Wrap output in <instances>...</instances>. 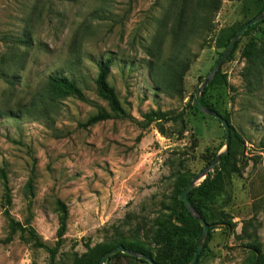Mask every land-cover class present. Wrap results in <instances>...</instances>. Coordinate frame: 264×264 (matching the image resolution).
<instances>
[{"label": "rangeland", "instance_id": "obj_1", "mask_svg": "<svg viewBox=\"0 0 264 264\" xmlns=\"http://www.w3.org/2000/svg\"><path fill=\"white\" fill-rule=\"evenodd\" d=\"M258 12L257 0L224 1L209 33L195 29V0H0V172L8 174L11 214L25 223L26 184L35 170L32 224L51 248L59 228L56 203L67 204L58 264H73L86 246L106 241L153 246L157 221L168 214L175 173L196 177L226 148L221 122L192 108L196 90L223 52L216 38ZM195 53L182 97L156 86L151 62L163 67L176 54L185 60ZM108 58L109 82L131 119L84 127L99 106L108 108L95 82ZM245 65L238 50L222 66L231 89L215 86L206 95L222 115H231L244 145L232 155L238 171L229 167L216 200L195 197L207 213L224 211L235 223L229 231L216 225L199 264H248L247 246L264 250V75L251 91L242 75ZM54 74L76 80L88 101L59 99L49 121L28 115L27 107ZM158 109L181 114L164 123V134L157 123L144 127V115ZM2 197L0 178V264H49V253L21 233L7 241ZM125 255L107 264H146Z\"/></svg>", "mask_w": 264, "mask_h": 264}, {"label": "trees", "instance_id": "obj_2", "mask_svg": "<svg viewBox=\"0 0 264 264\" xmlns=\"http://www.w3.org/2000/svg\"><path fill=\"white\" fill-rule=\"evenodd\" d=\"M224 1L236 0H195V15L193 19L197 32L207 30V32L212 33L215 31L216 28L213 23L215 22V18L221 10ZM257 1L259 2V12L256 16L264 12V0ZM208 25H211V27L209 26L208 28ZM243 25L236 28H227L220 32V35L216 38L217 47L223 49L220 58ZM245 38H247V42L241 47V43ZM21 43L29 45L28 41L25 40H19V44ZM238 50L241 53V57L246 61L242 74L243 78L246 81L248 88L253 91L260 86L264 75V19L251 26L242 35L226 61H232ZM197 58L198 54L196 53L186 57L185 60L176 54L172 56L168 60V64L163 67H159L155 62H151V76L156 86L170 96L178 95L182 97L184 94V77L188 72L191 63ZM112 63L113 60L108 58L99 64L98 75L95 81L98 94L107 103L108 108L99 106L97 113L90 116L85 124H82L84 127H90L110 119H131L129 113L124 109L116 89L109 82ZM157 71L160 77H158ZM215 86H226L231 89L228 82V76L223 72L222 68L205 88L201 98L202 105L222 115L213 105L209 104L206 98L207 92ZM70 96H74L82 101H88L76 80L65 75H51L48 79L44 93L38 95V97L27 107L28 115L42 116L49 121L52 118L51 112L56 109L59 99ZM192 108L197 112H202L194 105V103L192 104ZM222 116L228 121L231 127V141L228 151L222 155L214 172H210L209 177L187 195L191 205L204 217L206 222L212 226L204 246L205 248L211 240L212 232L217 224H220L221 228L227 229L228 231L233 230L235 227V223L229 214L224 211L209 214L201 204L195 201L196 196H201L206 200L215 201L226 179V172L229 167L231 166L233 170L238 171L236 162H232V155L236 154L238 148L244 145V140L232 127L231 115L225 113ZM179 117H181V114H176L172 111L164 112L161 109H158L157 111H151L144 115V127L157 123L159 124V131L164 134V123L168 121H177ZM216 157L217 156L215 155L213 159H210L207 162V166H210ZM175 177L176 182L171 194L170 206L166 208L168 214H166L161 220L157 221L156 230L153 236V246L151 248H146L138 243H127L119 240L106 241L95 245L94 247H91L90 245L86 246L87 252L80 257H76L73 264H99L101 259L117 246H125L127 249L145 254L146 256L153 258L158 264H190L198 249V243H195V240L198 241L201 239L203 228L189 212L184 202L180 200V195L192 182L195 175L191 174L189 171L178 170L175 173ZM0 178L3 186L2 205L9 228L7 241H11L15 235L21 233L22 237L26 236L27 242L34 248L44 249L49 253V264H58L57 257L64 244L65 235L68 231L70 212L67 204L61 200H58L56 203L57 211L59 213V228L57 231L56 244L51 248L42 240L32 224L33 215L31 209L35 198V170L32 171L26 184V196L30 213L25 223L16 220L11 214L10 207L12 204V191L9 184L8 174L5 170H1ZM247 248L250 250L251 254L248 264H264V250L260 244H250ZM203 252L204 250L202 253ZM202 253L199 256L197 264H199ZM120 255L125 254H122L121 252L116 253L106 260V264ZM131 258L138 259L133 256ZM138 260L149 264L144 260Z\"/></svg>", "mask_w": 264, "mask_h": 264}, {"label": "water", "instance_id": "obj_3", "mask_svg": "<svg viewBox=\"0 0 264 264\" xmlns=\"http://www.w3.org/2000/svg\"><path fill=\"white\" fill-rule=\"evenodd\" d=\"M264 19V12L256 17H254L253 19H251L250 21H248L247 23H245L243 25V27L237 32L236 36L233 38V40L231 41L230 45L228 46V48L226 49V51L223 53V55L221 56V58L219 59V61L217 62V64L215 65V67L213 68V70L210 72V74L206 77V79L204 80V82L202 83V85L196 90V98L194 101V105L201 110L204 114L209 115L217 120H219L221 122V124L223 125L224 129H225V133H226V143H225V150L223 152H220L217 157L214 159L213 163L208 166V168H206L202 173L198 174L193 180L192 182L185 188V190L181 193L180 195V200L184 202L185 206L187 207V209L189 210V212L194 216V218L199 222V224L202 226L203 228V234L201 237V240L199 242L198 245V249L193 257V260L191 261L190 264H197L198 260H199V256L202 253L205 243L208 239V235L210 233L211 230V225L208 224L206 222V220L204 219V217L191 205V203L189 202L187 195L190 191H192L195 187L201 185V183L204 181L203 178H205L206 176L209 175L210 172H213L216 165L218 164L220 158L222 157L223 154H225L228 151L229 148V144L231 141V127L230 124L228 123V121L222 116L220 115L218 112L202 105L201 103V98L203 96V92L205 90V88L209 85V83L213 80V78L215 77V75L218 73V71L222 68L224 62L227 60L228 56L230 55V53L232 52V50L234 49L235 45L237 44V42L240 40V38L242 37V35L253 25H255L256 23L260 22L261 20ZM121 252L123 254H127L129 256H133L136 257L138 259L144 260L146 262H148L149 264H158L155 262V260L149 256H146L145 254H141L135 251H132L130 249H127L125 246H117L116 248H114L113 250H111L110 252H108L99 262V264H105L106 260L115 255L116 253Z\"/></svg>", "mask_w": 264, "mask_h": 264}]
</instances>
